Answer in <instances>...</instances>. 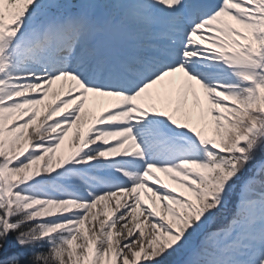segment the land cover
I'll use <instances>...</instances> for the list:
<instances>
[{
    "label": "snow or ice",
    "instance_id": "obj_1",
    "mask_svg": "<svg viewBox=\"0 0 264 264\" xmlns=\"http://www.w3.org/2000/svg\"><path fill=\"white\" fill-rule=\"evenodd\" d=\"M258 153L264 0H0V264H264Z\"/></svg>",
    "mask_w": 264,
    "mask_h": 264
},
{
    "label": "bare ground",
    "instance_id": "obj_2",
    "mask_svg": "<svg viewBox=\"0 0 264 264\" xmlns=\"http://www.w3.org/2000/svg\"><path fill=\"white\" fill-rule=\"evenodd\" d=\"M59 85L60 82H57L54 85V88H56L57 90L59 89ZM52 99L51 93L49 94V96L45 99V103L49 102ZM107 100L108 98H100L97 100H89L87 107L89 108V110H91L93 113H99L106 105H107ZM41 108H43V105H41ZM29 132L31 133V129H29ZM73 137H74V131H70L68 134V137H66L65 139V143L62 147L63 151H68L70 149V147L72 146V141H73ZM33 139H35V136H32ZM158 175H160L161 179L165 182L168 183L170 186L175 187V182L172 181L166 174L164 173H159ZM112 206H115V201L113 200L111 202ZM96 211V210H94ZM102 217H98V219L96 221H92L91 219H89L88 222H86L87 227L89 230L92 229L93 225L96 226L97 230L99 227V219ZM119 227V226H118ZM129 227H131V224H129ZM126 232V230H125ZM79 242V241H78Z\"/></svg>",
    "mask_w": 264,
    "mask_h": 264
},
{
    "label": "trees",
    "instance_id": "obj_3",
    "mask_svg": "<svg viewBox=\"0 0 264 264\" xmlns=\"http://www.w3.org/2000/svg\"><path fill=\"white\" fill-rule=\"evenodd\" d=\"M263 153H258L257 154V157L259 155H261ZM256 162V161H255ZM253 164H250L246 170V172L244 173V177H247V176H250L254 173L255 171V167H254V163ZM239 185H240V182L238 181L236 185L233 186V189L232 191L230 192V195H229V200H228V203H227V209L226 211L221 214V216L219 217V222H223V220L230 215L231 211L234 210L235 206H236V202H237V193H238V190H239ZM213 227V225H212ZM14 236V234H13ZM10 235L9 237V240L10 242L14 243V237ZM41 251H47V245L45 244L43 248L40 249ZM172 258L173 257H167V262L166 264H171L172 263Z\"/></svg>",
    "mask_w": 264,
    "mask_h": 264
},
{
    "label": "rangeland",
    "instance_id": "obj_4",
    "mask_svg": "<svg viewBox=\"0 0 264 264\" xmlns=\"http://www.w3.org/2000/svg\"><path fill=\"white\" fill-rule=\"evenodd\" d=\"M200 94H201V97L203 98V91H202V90H200ZM213 125H214V124H213ZM214 131H215V125H214L213 129H211L210 131H207V132H208L207 134H209V135L211 136L212 133H214ZM171 187H172V186H171ZM175 187H176V188H179V185H177V184L175 183ZM206 227H208V226H206ZM197 237H200V233L194 234V235L190 238V242H189V245H188V246H186V247H184V248H182V249H179L177 252L173 253V254H177L175 257H177V256H179V255H181V254H184V256H183L182 258L187 257V258L185 259V260H187V259L189 258V255H190V248H191V246H192V245H195V244L198 243V238H197ZM12 250H16V249L13 248ZM173 254H172L171 256H169V257H173Z\"/></svg>",
    "mask_w": 264,
    "mask_h": 264
}]
</instances>
